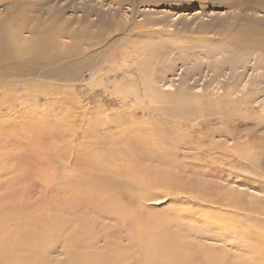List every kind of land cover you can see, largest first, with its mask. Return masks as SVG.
<instances>
[{
    "label": "rangeland",
    "instance_id": "rangeland-1",
    "mask_svg": "<svg viewBox=\"0 0 264 264\" xmlns=\"http://www.w3.org/2000/svg\"><path fill=\"white\" fill-rule=\"evenodd\" d=\"M0 48V206L24 216L62 206L63 175L104 173L85 165L90 148L136 164L139 138L163 133L180 146L154 145L144 164H183L191 184L231 200V221L208 227L219 215L192 193H166L145 212L186 201L178 218L199 228L187 240L243 258L224 232L242 227L264 244V0H0ZM100 223L88 239L110 225L125 235L116 220ZM61 243L48 254L56 264Z\"/></svg>",
    "mask_w": 264,
    "mask_h": 264
},
{
    "label": "bare ground",
    "instance_id": "bare-ground-1",
    "mask_svg": "<svg viewBox=\"0 0 264 264\" xmlns=\"http://www.w3.org/2000/svg\"><path fill=\"white\" fill-rule=\"evenodd\" d=\"M162 134L157 133V138L154 134L151 135L149 142L146 141L147 137L139 138L140 143L132 149L133 162L136 164L119 165L115 161L110 162L114 159L110 151L100 153L101 149L90 148L88 152L92 155L85 156V165L89 164L104 173L63 175L57 187L62 195L61 201L57 203H62V206L54 208L57 204L47 207L41 204L36 212L33 210L26 216L19 214L17 208L12 207L13 205L0 206V264H56V260L49 259L48 254L54 251L60 242H62L66 259L59 264H231L232 260H238L239 264H263L264 257L261 253L264 252V244L256 237H249L242 227L237 232L233 227L234 232L230 230L231 227L223 231L228 239L233 237L232 235L235 236L236 249L242 248L243 258L238 254H230L227 249L215 250L207 244L187 240V237L191 236L188 234L197 233L199 229L196 227L197 222L178 218V214L179 207L191 208L192 203L189 205L181 200L176 204L173 201L172 205L176 204V207L167 208L161 214L145 212L147 205L158 203L159 197L166 193L169 196H172L171 192H174L173 195L176 194V196L179 192L192 193V199L196 200V204L198 202L200 206H203L204 211L219 215V218L211 224L206 219L208 227L217 225L222 228L231 221V216H225L230 214L225 207H230L231 200L228 203L227 197L212 199L210 194H206L201 189L203 183L195 184L194 181L191 184L183 176L186 172L183 164L180 167L175 160H169L170 162H166H169L168 168L161 166L162 168L157 169L152 165L144 164L142 157L146 151L152 149V146L163 144L172 150L180 146L181 142L172 138V141H167L168 136L165 137ZM193 149L196 150V154H199L201 150V148ZM154 159L157 160V158ZM112 166L115 170L111 168ZM207 166L208 170L209 165ZM105 167L108 169L107 173ZM106 174H116L119 178L117 182L124 179L123 188L119 187L124 191L123 193L118 187L115 188L117 184L114 186L113 179L107 178L109 175ZM219 207H224L225 210L220 208L223 213H218ZM77 208L81 209L85 215H78ZM52 209L55 211L52 212ZM88 214L94 218L91 220L87 217ZM82 216L85 217L81 219ZM86 217L88 219H85ZM105 219L116 220L121 227H125V235L114 237L110 225L107 229H103L104 233L95 236L96 238L92 235L91 239H88L90 231L96 226L100 227L102 224L100 222ZM109 231H111L110 234H108ZM208 235L211 237L206 238L218 237L211 233ZM99 238L100 240L107 238L108 241L103 246H99L97 244Z\"/></svg>",
    "mask_w": 264,
    "mask_h": 264
}]
</instances>
